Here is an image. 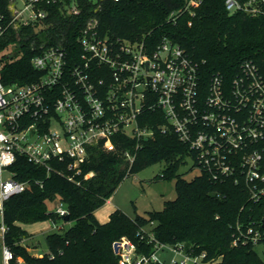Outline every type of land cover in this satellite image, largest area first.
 <instances>
[{"label": "built area", "instance_id": "2783aa9c", "mask_svg": "<svg viewBox=\"0 0 264 264\" xmlns=\"http://www.w3.org/2000/svg\"><path fill=\"white\" fill-rule=\"evenodd\" d=\"M108 0H0V74L2 50L19 44L13 33L33 28L39 34L49 28L53 8L63 16L91 15L79 36V51L63 42H42L31 58L39 76L27 83L5 84L0 78V252L1 264H12L14 253L5 243V203L26 190L29 182L15 179L11 167L19 156L53 173L75 181L90 149L125 135L138 141L153 135L139 119L156 111L160 125L173 129L181 141L197 153L196 168L214 180L232 179L243 185L254 203L264 200V78L252 60L227 83L219 74L205 79L197 61L180 45L164 38L155 47L145 40L112 39L100 33L97 17ZM115 2L119 0H113ZM201 0H190L198 5ZM230 14L264 13V0H225ZM36 44L31 50L36 51ZM133 163L135 154L124 151ZM62 164H65L63 167ZM9 176L4 178V172ZM72 172L67 174L68 172ZM39 183V181H37ZM68 215L63 202L54 210ZM264 216L260 224H238L233 246L264 245ZM61 229H63L61 227ZM151 241L153 237H150ZM119 264H165L158 252L169 250L170 264H217L206 253L192 255L182 244L159 242L150 255L137 252L129 239H120Z\"/></svg>", "mask_w": 264, "mask_h": 264}, {"label": "trees", "instance_id": "16d2710c", "mask_svg": "<svg viewBox=\"0 0 264 264\" xmlns=\"http://www.w3.org/2000/svg\"><path fill=\"white\" fill-rule=\"evenodd\" d=\"M189 1L108 0L97 14L100 33L112 39L145 40L152 48L164 38L170 39L197 61L208 80L219 74L231 82L246 60L254 61L264 78V13L230 14L225 0H201L198 5H189ZM90 9L93 7L71 17L60 15L53 8L45 31L37 34L33 28H25L13 33L10 40L19 44L20 55L3 64L1 80L5 84L27 83L37 78L39 73L31 58L44 41L63 42L69 50L78 52L77 37L93 15L87 11ZM33 42L36 51L31 50ZM156 113L148 111L145 120L139 119L141 126L152 127L149 138L138 141L119 134L112 138V149L104 144L92 147L75 181L56 173L48 176L44 168L18 157L11 167L15 179L29 184L5 203V243L14 253L12 264H17L19 257L26 264H119L114 242L122 237L134 242L137 252L144 255H150L159 242L169 246L182 244L192 255L206 253L205 259H218L217 264H264V257L253 244L232 245L238 224L244 229L253 220L260 224L264 200L254 203L243 185L232 179L214 180L204 170L192 180L179 175L185 157H191L196 167L197 153L173 129H160L159 124L167 125L168 121L158 119ZM127 149L135 154L133 163L124 156ZM160 162L168 164L160 178L175 179L174 200L166 201L161 211L137 214L133 219L116 209L109 221H99L97 210L126 177ZM59 201L68 209L69 219L65 222L69 228L45 237L48 250L43 255L31 254L23 245L29 233L22 225L63 219L49 209V203Z\"/></svg>", "mask_w": 264, "mask_h": 264}, {"label": "rangeland", "instance_id": "374dc122", "mask_svg": "<svg viewBox=\"0 0 264 264\" xmlns=\"http://www.w3.org/2000/svg\"><path fill=\"white\" fill-rule=\"evenodd\" d=\"M2 65L16 59L20 54L18 50L9 46L2 50ZM166 162L155 163L147 166L126 177L115 193L111 196V203H105L99 212V217L104 218L109 210L120 208L130 218H135L137 214L146 215L149 211H161L165 207V202L174 200L177 197L175 179L160 178V175L167 169ZM178 174L186 180H192L201 172L194 166L191 157H185ZM9 172H4V178L9 176ZM57 204V203H56ZM56 204L49 203V209L55 210ZM1 223V219H0ZM70 224L61 219L53 223L51 220L28 224L26 229L31 231L29 237L23 240V244L29 248L31 254H41L48 250L45 237L49 233L63 232L69 228ZM61 227L63 229H61ZM127 237H122V239ZM1 246V245H0ZM255 250L261 257H264V245H257ZM158 256L165 264H170L173 254L169 250L158 252ZM22 261V262H21ZM1 264V252H0ZM17 264H26L21 257L17 258Z\"/></svg>", "mask_w": 264, "mask_h": 264}, {"label": "crops", "instance_id": "0c3cea01", "mask_svg": "<svg viewBox=\"0 0 264 264\" xmlns=\"http://www.w3.org/2000/svg\"><path fill=\"white\" fill-rule=\"evenodd\" d=\"M106 203H111V199H108ZM116 209H120V208H114V207H113L111 210H109V211L107 212V214L104 216V218H100V217H99V212H100V210H101V208H100V209L97 210V212H96V217L99 219L100 222L105 223V222L109 221L111 213H112L113 211H115ZM120 210H121V209H120ZM27 225H28V224H23L22 227H23L24 229H26V226H27ZM26 230H27V229H26ZM27 231H28V230H27ZM28 232L31 233V231H28ZM23 245H24V244H23ZM25 246H26V245H25ZM28 250H29V248H28ZM43 253H45V252H43ZM43 253H41V254L37 253V254H34V255H36V256H41V255H43ZM21 262H22V261H21Z\"/></svg>", "mask_w": 264, "mask_h": 264}, {"label": "water", "instance_id": "95a60500", "mask_svg": "<svg viewBox=\"0 0 264 264\" xmlns=\"http://www.w3.org/2000/svg\"><path fill=\"white\" fill-rule=\"evenodd\" d=\"M69 219V215H66L63 217V220H68ZM263 227H264V220H263ZM119 250V244L116 242L114 243V251L115 253H117Z\"/></svg>", "mask_w": 264, "mask_h": 264}]
</instances>
